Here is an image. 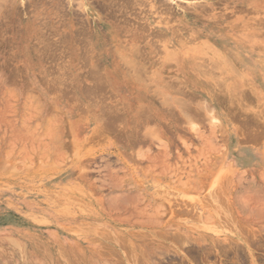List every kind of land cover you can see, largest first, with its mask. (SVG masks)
<instances>
[{
	"label": "rangeland",
	"instance_id": "374dc122",
	"mask_svg": "<svg viewBox=\"0 0 264 264\" xmlns=\"http://www.w3.org/2000/svg\"><path fill=\"white\" fill-rule=\"evenodd\" d=\"M263 243L264 0H0L1 264Z\"/></svg>",
	"mask_w": 264,
	"mask_h": 264
},
{
	"label": "bare ground",
	"instance_id": "6f19581e",
	"mask_svg": "<svg viewBox=\"0 0 264 264\" xmlns=\"http://www.w3.org/2000/svg\"><path fill=\"white\" fill-rule=\"evenodd\" d=\"M127 1H128V0H127ZM130 1H132V0H130ZM163 2H164V1H163ZM166 2H167V1H166ZM115 4H116V3H115ZM108 6H109V5H108ZM126 7H127V6H126ZM134 7H135V6H134ZM204 7H205V6H204ZM165 8L168 9L167 11H169V8H167V7H165ZM165 8H164V9H165ZM118 9H119V8H118ZM100 10H101V9H100ZM167 11H166V12H167ZM161 12H162V11H161ZM167 13H168V12H167ZM167 15H168V14H167ZM131 16H132V15H131ZM137 17H138V16H137ZM140 19H141V18H140ZM137 24H138V23H137ZM84 25H85V24H84ZM91 27H92V26H91ZM142 28H143V27H142ZM145 28H146V27H145ZM80 29H81V28H80ZM153 32H154V31H153ZM153 32H152V33H153ZM156 32H157V31H156ZM159 35H160V33H159ZM180 42H181V41H180ZM156 46H157V45H156ZM85 47H86V46H85ZM161 47H162V46H161ZM55 48H56V47H55ZM55 48H54V49H55ZM159 50H160V49H159ZM161 51H162V50H161ZM213 52H214V51H213ZM137 54H138V53H137ZM140 54H141V53H140ZM143 55H144V54H143ZM145 55H146V54H145ZM145 55H144V57H145ZM137 57H139V56H137ZM139 58H140V57H139ZM145 58H149V57L146 56ZM145 58H144V59H145ZM154 58H155V57H154ZM226 59H227V58H226ZM138 60H139V59H138ZM133 64H134V63H133ZM162 64H163V63H162ZM166 64H167V63H166ZM169 64H170V63H169ZM169 64H168V65H169ZM157 65H158V64H157ZM168 65H167V66H168ZM178 65H179V64H177V66H178ZM83 66H84V65H83ZM134 66H135V65H133V67H134ZM163 66H164V65H163ZM170 66H171V65H170ZM172 66H174V65H172ZM213 66H214V64H213ZM217 66H218V65H217ZM220 66H221V65H220ZM231 66H232V65H231ZM178 67H180V65H179ZM215 67H216V66H215ZM216 68H217V67H216ZM136 69H137V68H136ZM130 70H131V69H130ZM161 70H162V69H161ZM208 70H209V69H208ZM140 71L142 72V70H140ZM162 71H163V70H162ZM99 72H100V71H99ZM91 73H92V71H91ZM100 73H101V72H100ZM100 73H99V74H100ZM216 74H217V73H216ZM93 75H94V74H93ZM101 75H102V74H101ZM138 75H139V74H138ZM214 75H215V74H214ZM95 76H96V75H95ZM98 77H99V76H98ZM98 77H97V80L99 79ZM100 77H101V76H100ZM101 78H102V77H101ZM149 78H150V77H149ZM164 78L166 79V77H164ZM167 78H168V77H167ZM169 78H170V77H169ZM102 79L104 80L105 78H102ZM138 79H139V78H138ZM150 79H151V78H150ZM165 79H164V81H166ZM172 79H174V78H171L170 80L172 81ZM227 79H228V78H227ZM93 80H95V79H93ZM100 80H101V79H100ZM100 80L97 81V82H98L99 84H100L101 82L103 83V81L100 82ZM106 80H107V79H106ZM175 80H176V79H175ZM213 80H214V79H213ZM149 81H150V80H149ZM176 81L178 82V80H176ZM176 81H175V82H176ZM224 81H225V80H224ZM224 81H223V82H224ZM173 82H174V81H173ZM219 82H220V81H219ZM102 83H101V84H102ZM145 83H146V82H145ZM150 83H151V82H150ZM164 83H167V82H164ZM99 84H97V85H99ZM220 84H221V83H220ZM94 85H96V84H94ZM97 85H96V86H97ZM150 85H151V84H150ZM165 85H167V84H165ZM165 85H164V87H166ZM168 85H169V84H168ZM168 85H167V86H168ZM176 85H177V84H176ZM243 85H244V84H243ZM102 86H103V85H102ZM161 86H162V85H161ZM169 86H170V85H169ZM169 86H168V87H169ZM218 86H219V85H218ZM99 87H101V86H99ZM99 87H98L97 89H100ZM162 87H163V86H162ZM171 87L173 88V86H171ZM171 87H170V88H171ZM177 87H181V85L178 84ZM187 87H188V86H187ZM220 87H221V86H220ZM101 88H102V87H101ZM173 89L175 90L176 88H173ZM180 89H181V90L178 89L179 92L181 91V93H184V91H182V88H180ZM183 89H184V88H183ZM185 91H186V90H185ZM99 92H100V91H99ZM154 92H155V90H154ZM177 93H178V92H177ZM187 93H188V92H187ZM162 94H163V93H162ZM185 94H186V93H185ZM191 94H192V93H191ZM192 95H193V94H192ZM168 96H169V95H168ZM105 97H106V96H105ZM153 97H154V96H153ZM187 97H189V96L187 95ZM193 97H194V96H193ZM94 98H95V97H94ZM101 98H102V97H101ZM155 98H156V97H155ZM164 98H165V97H164ZM189 98H190V97H189ZM216 99H217V98H216ZM93 100H94V99H93ZM103 100H104V99H103ZM180 100H181V99H180ZM176 101H177V100H176ZM194 101H195V100H194ZM100 102H101V101H100ZM181 102H182V101H181ZM158 103H159V102H158ZM177 103H180V102H177ZM185 103H186V102H185ZM185 103H184V104H185ZM181 104H182V103H181ZM167 105H168V104H167ZM169 105H170V104H169ZM111 106H112V105H111ZM116 107H117V105H116ZM116 107H115V108H116ZM143 107H144V106H143ZM180 107H181V106H180ZM185 107H186V106H185ZM115 110H116V109H115ZM117 110H118V108H117ZM140 110H141V109H140ZM144 110H145V109H144ZM146 110H148V109H146ZM146 110H145V111H146ZM113 111H114V110H113ZM141 111H142V110H141ZM145 111H144V113H146ZM149 111H150V110H149ZM180 111H181V110H180ZM118 112H119V111H118ZM138 112H139V111H138ZM107 113H108V112H107ZM111 113H112V111L110 112V114H111ZM142 113H143V112H142ZM148 113H149V112H148ZM198 113H199V112H198ZM108 114H109V113H108ZM110 114H109V115H110ZM154 114H155V113H154ZM182 114H184V113H182ZM188 114H189V112H188ZM147 115H148V114H147ZM185 115H186V114H185ZM200 115H201V114H200ZM112 116H114V115H111L110 117H112ZM186 117H187V116H186ZM119 118H120V117H119ZM149 118H150V117H149ZM105 119H106V118H105ZM109 119H110V118H109ZM114 119H115V116H114L113 120H114ZM116 119H117V118H116ZM116 119H115L114 121H116ZM123 120H124V119H123ZM109 123H110V122H109ZM116 123H117V122H116ZM111 124H112V123H111ZM120 125H121V124H120ZM254 125H255V124H254ZM111 126H113V125H111ZM118 126H119V125H118ZM163 127H164V126H163ZM109 128H110V127H109ZM111 128H112V127H111ZM132 135H133V133H132ZM259 135H260V134H259ZM152 136H153V135H152ZM134 137H135V136H134ZM145 137H146V136H145ZM155 138H156V137H155ZM135 139H136V138H135ZM136 140L138 141V139H136ZM140 141H141V140H140ZM139 143H140V142H139ZM131 144H132V143H131ZM183 210H185V209H183ZM178 211H179V210H178ZM220 217H221V216H220ZM181 236H182V235H181ZM173 237H174V236H173ZM5 238H6V237H5ZM10 238H11V237H10ZM106 238H107V235H106ZM7 239H8V238H7ZM12 239H13V238H12ZM176 239H177V238H176ZM182 239H183V238H182ZM13 240H14V239H13ZM194 240H195V239H194ZM258 240H259V239H258ZM9 241H11V240H9ZM16 241H17V240H16ZM16 241H15V242H16ZM179 241H180V240H179ZM181 241H182V240H181ZM124 242H125V241H124ZM176 242H178V241H176ZM262 242H263V241H262ZM11 243H12V241H11ZM13 243H14V242H13ZM17 243H18V242H17ZM123 244H124V243H123ZM178 244H180V243H178ZM181 244H183V243H181ZM263 244H264V243H263ZM121 245H122V244H121ZM1 246H2V245H1ZM191 246H192V245H191ZM217 246H218V245H217ZM225 246H226V245H225ZM2 247H3V246H2ZM2 247H1V248H2ZM20 247H21V246H20ZM44 247H45V246H44ZM194 247H195V246H194ZM123 248H125V247H123ZM208 248H209V247H208ZM255 248H256V247H255ZM4 249H5V248H4ZM14 249H15V248H14ZM48 250H49V249H48ZM187 250H188V249H187ZM219 250H221V249H219ZM227 250H228V248H227ZM236 250H237V248H236ZM236 250H235V251H236ZM17 251H18V250H17ZM109 251H110V250H109ZM127 251H128V250H127ZM238 251H239V250H238ZM65 252H66V251H65ZM114 252H115V251H114ZM111 253H112V252H111ZM192 253H193V251H192ZM237 253H238V252H237ZM239 253H240V251H239ZM0 254H1V253H0ZM18 254H19V253H18ZM66 254H67V253H66ZM6 255H7V254H6ZM24 255H25V254H24ZM47 255H48V254H47ZM80 255H81V254H80ZM192 255H193V254H192ZM238 255L240 256V254H238ZM242 255H244V254H242ZM236 256H237V254H236ZM112 257H113V256H112ZM208 257H209V256H208ZM240 257H241V256H240ZM242 257H243V256H242ZM244 257H246V256L244 255ZM15 258H16V257H15ZM153 258H154V257H153ZM198 258H199V257H198ZM82 259H83V258H82ZM237 259H240V261L242 262L241 264H244L243 261L246 260L245 258L241 260V258H238V257H237ZM263 259H264V258H263ZM36 261H37V260H36ZM83 261H84V260H83ZM236 261H238V260H236ZM240 261H239V262H240ZM51 262H52V261H51ZM134 262H135V261H134ZM239 262H238V263H239ZM39 263H40V262H39ZM0 264H1V263H0ZM34 264H35V263H34ZM74 264H75V263H74ZM85 264H86V263H85ZM203 264H204V263H203ZM206 264H207V263H206ZM209 264H210V263H209Z\"/></svg>",
	"mask_w": 264,
	"mask_h": 264
}]
</instances>
